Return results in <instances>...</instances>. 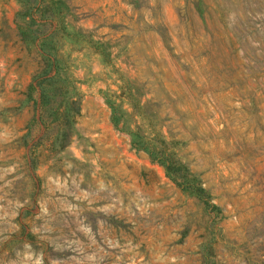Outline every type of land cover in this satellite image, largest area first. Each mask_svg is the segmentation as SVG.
I'll return each mask as SVG.
<instances>
[{
	"label": "rangeland",
	"instance_id": "1",
	"mask_svg": "<svg viewBox=\"0 0 264 264\" xmlns=\"http://www.w3.org/2000/svg\"><path fill=\"white\" fill-rule=\"evenodd\" d=\"M64 1L0 0V264H264V0ZM51 58L63 148L29 90Z\"/></svg>",
	"mask_w": 264,
	"mask_h": 264
},
{
	"label": "trees",
	"instance_id": "2",
	"mask_svg": "<svg viewBox=\"0 0 264 264\" xmlns=\"http://www.w3.org/2000/svg\"><path fill=\"white\" fill-rule=\"evenodd\" d=\"M24 1L25 5L23 6L24 12L22 15H25L28 10L35 8V11L41 12V17L46 13L51 14L52 9L54 11V8L61 9L62 5H67L64 0H54L53 4L45 3L43 1L39 2L37 0ZM51 6H54V8L51 9ZM28 13L31 14V12ZM38 19L39 18H34L32 15H30L29 18L25 20V29L22 31L24 32L23 34H25V36L34 35L39 32L40 29L38 27ZM44 20L51 24L49 16L44 18ZM47 43L49 48L52 49V47H54L49 41ZM57 64L58 61L51 58L50 63L46 64L43 72L35 75V85L31 84L29 90L36 88L38 92L39 107L41 110L40 117L45 126L47 124H50V127L52 126L51 131L52 133H55L51 136L52 144L57 145L58 148H63L67 145L70 139L72 129L71 124L75 122L76 116L79 115L80 109L79 102L76 99H73V96L70 95L65 79L59 77L56 73L52 74L54 69L56 71L55 67ZM47 67L49 68L48 70L46 69ZM138 135L141 136L138 132L135 133V136ZM135 143H138V141ZM153 151L157 153L158 150L155 149ZM167 157L168 155L165 156V162H167V159H169L167 171L169 170L173 174L175 173L177 175H181V177H183L182 182H184L186 186L196 187L199 195L204 196V188L201 186V183L196 179L186 178L185 174H187V170L185 169L184 165L174 158L172 159V157ZM204 201L207 202L208 200L204 198Z\"/></svg>",
	"mask_w": 264,
	"mask_h": 264
}]
</instances>
